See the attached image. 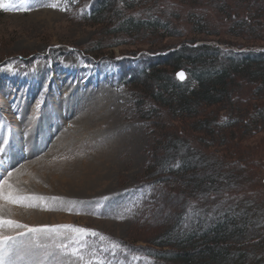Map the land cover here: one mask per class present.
Segmentation results:
<instances>
[{"label": "rangeland", "instance_id": "rangeland-1", "mask_svg": "<svg viewBox=\"0 0 264 264\" xmlns=\"http://www.w3.org/2000/svg\"><path fill=\"white\" fill-rule=\"evenodd\" d=\"M98 1L13 0L12 8H0V182L6 179L11 185V189L5 186L4 191L28 197L21 203L0 198L22 210L24 222L8 219L3 211H0V217L30 226L31 215L41 212L47 216L48 225L93 229L113 242L122 241L130 247L145 250L157 249L155 243L164 233L189 232L197 223L199 214L193 208L201 198L195 196L188 201L190 196L183 195L180 179L166 171L171 159L185 154L180 141L182 137L186 139L191 130L180 119L173 121L171 112L154 103L144 92L141 98L140 86L131 83L120 86L122 73L140 70L142 62L155 61L159 54L178 50L192 39L198 42L196 44L219 46L224 52L264 47L254 46L246 39L225 36L223 26L219 28L220 37L194 34L188 20L191 8L182 5L181 0H150L133 10L120 0L117 12L123 16L119 17L115 11L109 15L108 22L88 24L82 15L89 13ZM21 7L28 10H14ZM164 10L181 16L173 27L181 36L134 39L110 33L119 25L120 18L130 14L145 17ZM193 10L212 20L214 25H218L222 17L207 3ZM97 46L99 50L92 51ZM162 68L170 70L168 66ZM252 91L249 87L243 95L249 107L256 104L250 99ZM155 107L160 109L158 116L149 112ZM76 126L91 129L84 135L95 131L96 135L91 136V150L102 147L107 155L104 162L96 163L90 176L82 177L72 187L69 176L47 169L45 156L51 155L57 141L76 130ZM168 140L173 142L169 145ZM226 143L231 151L218 145V141L207 149L229 160L237 159V143ZM238 143L245 147L258 145L257 151L262 150L264 130L244 134ZM193 145L198 146L196 141ZM258 163L261 166L256 179L245 178L233 188L227 187L223 199H245L247 205H239L237 212L250 209L249 219L260 231L264 227V207L255 204L259 199L253 190L258 189L264 195V152ZM157 178L165 180L158 183ZM142 184L150 186L141 189ZM213 198L210 194L207 199L212 201ZM57 217L61 222L51 221ZM16 230L23 229L7 225L0 228L3 234ZM73 236L69 229H59L50 236L28 233L10 243L4 254V264H18L15 253L18 246L28 243L25 240L30 241L34 249L31 251L49 257L55 255L54 264H85L93 248L99 250L101 246H110L109 240L101 241L99 237L82 238L81 243L87 247L81 249L84 255L81 261L57 248ZM249 236L236 243L248 252L247 264H255L257 255H264V249L252 250L253 242L249 241ZM79 246L69 245L70 248ZM118 251L121 250L117 249L114 257L105 254L111 264L149 262L139 254L118 255ZM132 256L137 259L132 260ZM234 263L226 260L224 264ZM159 264L173 263L161 260Z\"/></svg>", "mask_w": 264, "mask_h": 264}, {"label": "trees", "instance_id": "trees-1", "mask_svg": "<svg viewBox=\"0 0 264 264\" xmlns=\"http://www.w3.org/2000/svg\"><path fill=\"white\" fill-rule=\"evenodd\" d=\"M119 1L99 0L82 17L88 24L108 22L109 15L117 12ZM122 2L133 10L138 4H148L150 0ZM206 3L222 15L218 25L193 10ZM181 4L191 8L188 20L194 34L220 37L219 28L223 26L225 36L246 39L254 46L264 47V0H181ZM116 14L119 17L124 15L121 12ZM180 17L177 12L168 13L167 10L145 17L130 14L120 18L119 25L110 33L134 39L179 37L180 32L173 27ZM196 43L192 39L178 50L159 54L155 61L142 62L140 70L122 73L118 84L140 86L141 98L144 92L154 103L169 110L173 121L180 119L191 130V134L180 141L185 154L171 159L166 171L180 179L183 195L190 196L188 201L195 196L201 198L193 208L199 214L197 223L189 232L164 233L155 243L157 249L133 248L121 241L119 244L123 251H118V255L139 254L149 260H146L148 264H159L161 260L173 264H224L226 260L247 264L250 256L236 242L249 234L252 250L264 249V227L259 231L253 226L249 219L250 209L238 214L239 205H247L245 199L233 197L226 200L223 194L227 187L233 188L245 178L256 179L261 166L258 159L264 152V146L257 151L258 145L245 147L238 142L244 134L264 130V48L224 52L216 45ZM98 50V46L92 49ZM166 66L169 71L162 68ZM181 70L187 74L184 81L177 76ZM137 76L141 79H135ZM249 87L253 89L250 99L256 101L251 107L246 106L243 96ZM155 108L149 112L158 116L160 109ZM168 141L169 145L173 142ZM194 141L198 146L194 147ZM217 141L226 151H231L226 142L235 141L239 159L229 160L218 152L208 151L207 147L216 145ZM164 180L157 178L158 183ZM141 186L142 189L150 184ZM253 191L259 199L255 198V204L264 207V195L258 189ZM210 194L214 196L212 201L207 199ZM255 262L264 264V255H257Z\"/></svg>", "mask_w": 264, "mask_h": 264}, {"label": "bare ground", "instance_id": "bare-ground-1", "mask_svg": "<svg viewBox=\"0 0 264 264\" xmlns=\"http://www.w3.org/2000/svg\"><path fill=\"white\" fill-rule=\"evenodd\" d=\"M90 130L91 129L88 126L85 129L81 128L80 126L79 127L76 126V130H72L71 131L72 133H68L67 137L66 135H64L62 140L57 141V143L55 144V150L53 151L51 155L48 153L45 156V162H47V165H46L47 169L49 168V170H53L57 174L67 175V178L69 176L71 180L70 184H72L70 186L72 187L73 185L75 186L76 183L82 177L90 176L92 172L95 171V168H96L95 165L97 162L101 163V162H104V160H106L107 152L103 151V149L101 150L102 147L100 148V150L99 149L91 150L93 149V145H92L93 139L91 140V136H95L96 132L92 130L89 135H84L86 132H89ZM41 134H42V131H41ZM108 144H110V142ZM60 149H62L61 152L58 151ZM98 166H100V164ZM46 167L44 166L45 171H46ZM15 179H19V178L16 177ZM12 183H17V182L12 181ZM73 190L76 191L75 189ZM21 209H24V208H21ZM0 211H3V213L7 215L6 216L7 218L8 217L10 219L15 218V219L22 220L23 222L25 221L24 217L22 216V213H23L22 210L13 208V205L6 204L4 203V201L2 202V200H0ZM47 220L48 219L45 214L38 212L35 215H31L28 221L30 222V227H39L43 225H48L49 221ZM51 221L61 222V219L57 217L56 219L53 218ZM36 222L38 223L36 224ZM16 231H12V232L14 233ZM22 231H25V230H22ZM10 233H6V235ZM25 242H28V243H25V246H18L16 253H15V256L18 259V264H50V263H53L54 258H56L55 255L53 257L52 256L49 257V255H46L44 253L31 251L34 249L32 248L30 241L25 240ZM23 254H26V255L24 256Z\"/></svg>", "mask_w": 264, "mask_h": 264}, {"label": "snow or ice", "instance_id": "snow-or-ice-1", "mask_svg": "<svg viewBox=\"0 0 264 264\" xmlns=\"http://www.w3.org/2000/svg\"><path fill=\"white\" fill-rule=\"evenodd\" d=\"M50 6L55 7V5H50ZM12 7H13V0H0V8L4 10H8L9 8ZM14 10L27 11L28 9L21 7L19 9H14ZM178 76L181 79H183L184 73L181 72L178 74ZM8 175L10 176L11 173L9 172ZM5 186L11 189V185L8 184V181L6 179L0 182V198L6 199L11 203H20L28 199V197L22 195H13L12 192L10 191L5 192L4 191ZM33 199H43V198L33 197ZM5 225L15 229H23L26 231H17L15 232L14 235L12 234L6 235L0 232V264H4V254L7 252L11 242H15L18 238L23 237L28 233L43 234L46 236H50L51 234L56 233L59 229H69L74 234V236L69 239L68 243H61L57 245L59 251L63 254L76 256L81 261L84 260V255L81 249L87 247L86 244L81 243L82 238L86 239L87 236L90 235L93 237H99L101 241L103 240L110 241L109 247L101 246L99 250L93 248L90 252V258L85 262V264H111V262L106 258L105 254H110L111 256L114 257L117 254V249L123 251V248L119 243L111 241L110 237H106L102 233H98L93 229H86L73 225H55V226L43 225L40 227H30L27 224H21L14 220H4L2 217H0V228H2ZM70 244H79L80 246L70 248L69 247ZM136 259L137 258L135 256H132V260H136Z\"/></svg>", "mask_w": 264, "mask_h": 264}, {"label": "water", "instance_id": "water-1", "mask_svg": "<svg viewBox=\"0 0 264 264\" xmlns=\"http://www.w3.org/2000/svg\"><path fill=\"white\" fill-rule=\"evenodd\" d=\"M181 72H183L184 73V78L183 79H181L179 76H178V78H179V80H181V81H184V80H186V78H187V75H186V73L184 72V71H179V73H181ZM178 73V74H179Z\"/></svg>", "mask_w": 264, "mask_h": 264}]
</instances>
